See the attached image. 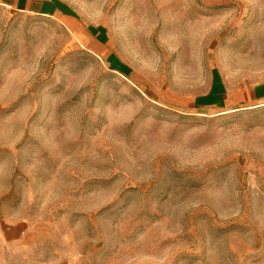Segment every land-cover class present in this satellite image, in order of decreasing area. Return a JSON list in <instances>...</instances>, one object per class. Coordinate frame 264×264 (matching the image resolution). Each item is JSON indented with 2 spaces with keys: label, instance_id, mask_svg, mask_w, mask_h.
Wrapping results in <instances>:
<instances>
[{
  "label": "rangeland",
  "instance_id": "1",
  "mask_svg": "<svg viewBox=\"0 0 264 264\" xmlns=\"http://www.w3.org/2000/svg\"><path fill=\"white\" fill-rule=\"evenodd\" d=\"M56 1L0 8V264H264V0Z\"/></svg>",
  "mask_w": 264,
  "mask_h": 264
},
{
  "label": "crops",
  "instance_id": "2",
  "mask_svg": "<svg viewBox=\"0 0 264 264\" xmlns=\"http://www.w3.org/2000/svg\"><path fill=\"white\" fill-rule=\"evenodd\" d=\"M0 8L57 19L66 28H68L69 22H77L73 16L66 13L62 5L56 0H0ZM68 30L70 31L69 28ZM77 31H81L79 24ZM212 96L214 99L218 98L215 94H212ZM222 99L223 101L227 100L226 102L224 101L227 107L221 114L264 107V81L256 83L251 88L239 89L231 94L229 93L225 97L222 95Z\"/></svg>",
  "mask_w": 264,
  "mask_h": 264
}]
</instances>
